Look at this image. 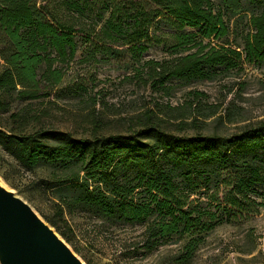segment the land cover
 <instances>
[{"label":"trees","instance_id":"16d2710c","mask_svg":"<svg viewBox=\"0 0 264 264\" xmlns=\"http://www.w3.org/2000/svg\"><path fill=\"white\" fill-rule=\"evenodd\" d=\"M87 12L95 15L90 30L84 27ZM242 15L248 30L237 43L226 18ZM160 24L174 30L162 34L172 39L175 56L143 63V82L152 81L153 88L171 79H210L219 67L264 62V0H219L218 8L212 0H0V110L7 98L34 100L57 86L62 64L78 52V33L107 39L111 45L103 52L109 57L140 62L159 43ZM134 71L138 76L139 68ZM0 147L25 168L47 164L72 172L58 184L77 186L101 216L144 223L145 250L186 237L177 261L187 260L224 217L264 206V119L226 136H176L150 125L132 136L84 139L59 130L0 131Z\"/></svg>","mask_w":264,"mask_h":264},{"label":"rangeland","instance_id":"374dc122","mask_svg":"<svg viewBox=\"0 0 264 264\" xmlns=\"http://www.w3.org/2000/svg\"><path fill=\"white\" fill-rule=\"evenodd\" d=\"M212 1L218 8L219 0ZM85 15L84 27L90 30L95 15ZM247 18H226L233 32L230 40L241 43ZM173 32L160 24L159 43L151 45L140 62L122 54L109 57L103 52L111 45L107 39L96 41L78 33V52L73 61L62 64L61 82L39 91L34 100L7 98L8 104L0 110V131L24 135L59 130L84 139L132 136L150 125L176 136H226L264 119V62L219 67L210 79H171L155 88L150 80L144 83L148 79L145 61L175 56L172 39L162 34ZM135 68H139L136 77ZM71 177L72 172L57 165L25 168L0 147V182L5 190L55 232L81 264H264V206L256 205L253 213L236 211L224 217L204 234L187 260L177 261L186 237L174 236L151 250L143 249L145 224L101 216L84 203L77 186L58 184ZM202 201L207 203L205 197Z\"/></svg>","mask_w":264,"mask_h":264},{"label":"water","instance_id":"95a60500","mask_svg":"<svg viewBox=\"0 0 264 264\" xmlns=\"http://www.w3.org/2000/svg\"><path fill=\"white\" fill-rule=\"evenodd\" d=\"M0 264H81L32 210L0 188Z\"/></svg>","mask_w":264,"mask_h":264},{"label":"bare ground","instance_id":"6f19581e","mask_svg":"<svg viewBox=\"0 0 264 264\" xmlns=\"http://www.w3.org/2000/svg\"><path fill=\"white\" fill-rule=\"evenodd\" d=\"M0 188L5 189L1 182H0ZM0 257H1V255H0Z\"/></svg>","mask_w":264,"mask_h":264}]
</instances>
